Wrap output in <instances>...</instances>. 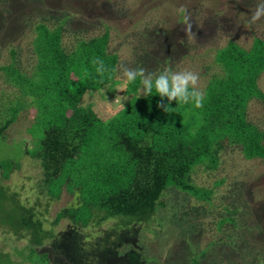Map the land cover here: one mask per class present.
Here are the masks:
<instances>
[{
    "label": "trees",
    "instance_id": "trees-1",
    "mask_svg": "<svg viewBox=\"0 0 264 264\" xmlns=\"http://www.w3.org/2000/svg\"><path fill=\"white\" fill-rule=\"evenodd\" d=\"M67 21L66 16L54 24L45 19L34 23L36 65L29 74L16 64L13 47L9 62L0 66L5 83L18 94L0 105V141L6 133L12 136L11 127L22 120L19 133L35 135L32 150L29 138L21 135L22 152L39 163L48 195L56 200L63 192L73 195L67 207L57 211L52 225L62 219L82 230L117 220L121 229L149 223L167 208L162 199L173 193L185 197L187 207L194 199L208 203L211 190L196 185L192 173L199 165H205L207 172L217 169L220 153L227 148H239L246 161L264 160V132L247 117L252 101L264 103L258 87L264 73L263 40L254 39L248 51L233 43L216 51L214 63L221 72L208 79L201 108L173 101L167 113L157 107L161 98L155 91L149 97L139 93L142 85L137 79L123 90L122 95L131 96L127 104L111 118L101 119L91 107H83L82 100L87 92L100 91L116 79L118 57L107 54V34L75 37L71 46L65 45ZM96 58L108 69L103 76L92 63ZM163 103L168 104L166 98ZM11 165L0 163L1 178L12 172ZM0 197L3 202L2 193ZM19 209L23 213L6 214L0 208V223L10 226L13 233H7L13 238H26L27 244L11 247L6 254L0 251V264H39V260L51 264L48 254L37 250L51 245L52 226L45 231L31 210ZM226 223L234 225L233 218L219 219L216 229Z\"/></svg>",
    "mask_w": 264,
    "mask_h": 264
},
{
    "label": "rangeland",
    "instance_id": "rangeland-1",
    "mask_svg": "<svg viewBox=\"0 0 264 264\" xmlns=\"http://www.w3.org/2000/svg\"><path fill=\"white\" fill-rule=\"evenodd\" d=\"M256 3L257 0H0V66L9 62L8 51L13 47L16 64L29 74L36 65L33 26L39 19L54 24L67 16L63 42L68 46L75 37L89 39L107 34V54L118 57L116 79L100 91L87 92L82 105L91 107L99 118L109 119L131 98L122 95L127 82L121 78V64L148 71L165 67L189 69L200 75L199 87L204 91L208 79L221 72L214 63L216 51L229 43L248 51L254 39L264 41V19L249 23ZM181 7L193 25L188 35L183 15L178 12ZM4 79L0 71V105L18 95ZM258 87L264 94V73ZM139 93H143L142 89ZM247 117L264 132V103L252 101ZM19 126L22 120L11 127L12 136L6 133L7 138L0 141V163L12 164L6 178H1L4 169L0 166V193L5 197L3 202L0 197V208L6 214L12 210L23 213L19 211L23 206L42 222L43 229L52 226L51 245L37 250L40 255L48 254L49 263L264 264V160L246 161L239 148H227L220 153L217 169L207 172L205 165H199L192 173L196 185L211 190L208 203L194 199L187 207L185 197L173 193L170 199H162L168 202L167 208L153 215L149 223L121 229L116 227L117 220V224L109 221L105 226L82 230L73 228L66 219L51 224L73 195L63 192L59 200L48 195L39 163L22 152L21 135L29 138L31 150L35 135L20 134ZM221 179L223 184L216 185ZM175 206L177 212L173 211ZM234 209L237 214L230 215ZM228 216L234 225L226 223L217 230L216 222ZM7 231L12 232L10 226L0 223L3 254L11 247L27 244L26 238L18 240Z\"/></svg>",
    "mask_w": 264,
    "mask_h": 264
},
{
    "label": "clouds",
    "instance_id": "clouds-1",
    "mask_svg": "<svg viewBox=\"0 0 264 264\" xmlns=\"http://www.w3.org/2000/svg\"><path fill=\"white\" fill-rule=\"evenodd\" d=\"M178 12L183 15V20L186 25L185 34L192 33V23L190 17L186 15V9L181 7ZM264 19V0H257L254 10L249 17V23ZM96 65V72L101 76L108 71L104 61L96 58L92 61ZM115 71V69H113ZM121 78L127 83H132L139 79L142 85V92L145 97L153 96V91L161 98V102L157 104L158 108L169 113L173 101L176 104L192 103L196 108L203 107L205 93L200 89V75L192 70H173L171 67H165L161 71H148L143 67L132 68L124 64L119 66ZM167 99L168 104H164L163 100Z\"/></svg>",
    "mask_w": 264,
    "mask_h": 264
}]
</instances>
